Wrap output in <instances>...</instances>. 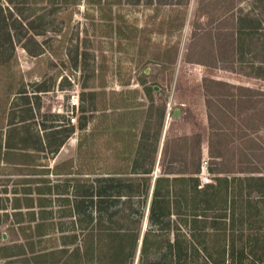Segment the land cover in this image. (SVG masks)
I'll return each instance as SVG.
<instances>
[{
    "label": "rangeland",
    "instance_id": "rangeland-1",
    "mask_svg": "<svg viewBox=\"0 0 264 264\" xmlns=\"http://www.w3.org/2000/svg\"><path fill=\"white\" fill-rule=\"evenodd\" d=\"M77 86L81 113L69 125L58 110ZM28 97L43 107L37 120L50 146L68 130L67 146L81 139L93 159L118 146L132 161L141 133L152 145L162 129L170 151L205 152L210 141L224 151L225 163L206 159L210 184L232 179L224 170L250 148L263 171L264 0H0V123L8 112L31 116Z\"/></svg>",
    "mask_w": 264,
    "mask_h": 264
},
{
    "label": "crops",
    "instance_id": "crops-1",
    "mask_svg": "<svg viewBox=\"0 0 264 264\" xmlns=\"http://www.w3.org/2000/svg\"><path fill=\"white\" fill-rule=\"evenodd\" d=\"M19 95L29 96L27 92ZM31 101L28 97L31 116H21L23 110L10 119L11 112H8L0 123V264H123L124 260L112 263L107 258L112 239L109 232L113 222L127 227L138 218L129 217L130 212L144 210L133 263L138 264L143 239L150 228L149 215L157 179L186 175L164 176L158 174L156 168L150 175L135 174L132 171L134 157L132 161L126 159L128 154L118 151V146H102L105 157L93 159L87 148L81 150L80 146H85L81 139L78 146H67L69 135L64 141L63 131L55 132V145L50 146L52 142L48 145L45 139L47 130L42 129L37 120V113L43 107L34 108ZM166 113L165 108V116ZM165 116L159 120L160 128H163ZM160 132L162 136V129ZM161 136L157 143V158L163 152ZM208 146L204 148L205 152L201 150V165L209 157L225 163L224 151L215 155L210 143ZM246 160L234 166L232 158L231 166L223 173L232 172L233 178L257 176L251 173L254 164ZM97 164L101 168L95 170ZM245 164H249L247 168ZM129 165H132L131 170ZM128 176L132 177L131 180L149 179L148 183L140 181L142 188L144 184L149 188L147 198L143 199L145 195L142 193H135L137 197L127 200L129 193L125 189V196L113 207L111 195H116L113 186L118 183L116 181H124L127 185L125 179H129ZM196 176L200 188L216 185L218 178H229V175L220 176L215 178V183L203 184L200 174ZM116 210L120 211L119 214L111 217Z\"/></svg>",
    "mask_w": 264,
    "mask_h": 264
},
{
    "label": "trees",
    "instance_id": "trees-1",
    "mask_svg": "<svg viewBox=\"0 0 264 264\" xmlns=\"http://www.w3.org/2000/svg\"><path fill=\"white\" fill-rule=\"evenodd\" d=\"M195 17H198V12ZM211 53L213 55V50ZM147 92L151 102H154L151 96L153 88L147 89ZM248 103L245 101L244 106ZM229 104L232 102L227 101L226 106L230 107ZM162 112L160 121L165 116V108ZM212 119L210 111L209 121ZM66 132L64 141L68 137ZM160 136L161 132L154 134V144L151 145V137L146 130L143 132L134 151L133 173H154ZM213 143L210 141L211 152L214 154L217 151V155H221ZM189 147L181 146L179 151L163 147L159 174L186 176L157 179L149 215L150 228L145 233L138 264H264V234H255L264 233V207L260 206L264 203V170L253 166L251 173L257 176L218 178L216 185L200 188L196 175L201 173V152L195 153L193 148V153H190L192 149ZM80 148L86 150L87 147ZM252 151L253 148L248 149L246 159L254 155ZM189 155L192 157L190 160ZM173 162L179 163V166L175 167ZM142 180L148 183L149 179H125L127 185L124 181H116L118 183L113 186L116 195H111V205L116 207L121 202L125 189L129 193L127 200L137 197L135 193L144 194V197L142 194L139 197L146 200L149 188L146 184L142 188ZM167 187L171 189L165 190ZM119 212L113 211L111 217ZM131 215L138 217L132 224L125 227L113 222L110 232H106L112 236L107 253L112 263H119V260H124L123 264L134 263L144 210L131 211L129 217ZM251 215H257L256 219L250 221Z\"/></svg>",
    "mask_w": 264,
    "mask_h": 264
},
{
    "label": "built area",
    "instance_id": "built-area-1",
    "mask_svg": "<svg viewBox=\"0 0 264 264\" xmlns=\"http://www.w3.org/2000/svg\"><path fill=\"white\" fill-rule=\"evenodd\" d=\"M58 113L65 116L69 125H76L78 123L79 115L81 113V97L78 86L75 89L67 92V101L66 103H62L60 105ZM200 177L203 184L210 183L208 161L206 160L203 161L201 165Z\"/></svg>",
    "mask_w": 264,
    "mask_h": 264
},
{
    "label": "water",
    "instance_id": "water-1",
    "mask_svg": "<svg viewBox=\"0 0 264 264\" xmlns=\"http://www.w3.org/2000/svg\"><path fill=\"white\" fill-rule=\"evenodd\" d=\"M155 89H158V87H156ZM178 114H179V111L176 110V112H175V116H177Z\"/></svg>",
    "mask_w": 264,
    "mask_h": 264
}]
</instances>
